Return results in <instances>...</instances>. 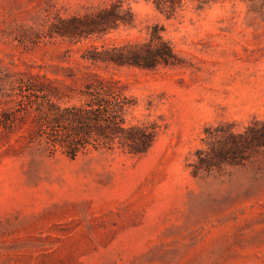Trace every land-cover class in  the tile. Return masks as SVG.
Returning <instances> with one entry per match:
<instances>
[{
	"label": "rangeland",
	"instance_id": "1",
	"mask_svg": "<svg viewBox=\"0 0 264 264\" xmlns=\"http://www.w3.org/2000/svg\"><path fill=\"white\" fill-rule=\"evenodd\" d=\"M115 1L131 24L54 31ZM153 25L180 64L105 70L83 58L144 41ZM89 72L120 79L136 101L128 120L155 122L156 139L142 155L72 159L0 137V264H264V164L191 172L206 128L264 119V0H186L173 14L151 0H0L2 85L38 73L80 87Z\"/></svg>",
	"mask_w": 264,
	"mask_h": 264
},
{
	"label": "trees",
	"instance_id": "2",
	"mask_svg": "<svg viewBox=\"0 0 264 264\" xmlns=\"http://www.w3.org/2000/svg\"><path fill=\"white\" fill-rule=\"evenodd\" d=\"M153 5L173 14L186 0H151ZM205 4L212 0H195ZM131 10L120 1L92 14L73 16L53 26L62 36L85 37L104 34L119 24H131ZM153 25L141 42L122 45L92 46L83 58L105 70L121 67L155 69L175 66L180 58L170 42ZM74 81V80H73ZM0 83V137L17 133L22 147L41 149L48 154L60 150L69 158L90 148L120 149L142 155L154 143L158 125L155 122L133 123L127 116L136 101L125 93L120 79L89 72L80 87L75 82L61 85L43 74L24 73ZM78 102H70L73 97ZM204 147L195 151L192 174L210 172L224 165L238 166L256 160L264 164V119L252 120L243 130L231 124L204 130Z\"/></svg>",
	"mask_w": 264,
	"mask_h": 264
}]
</instances>
